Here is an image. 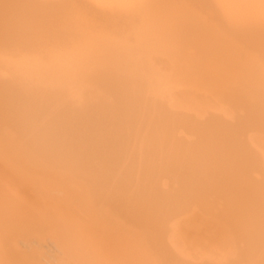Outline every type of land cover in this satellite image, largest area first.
Returning a JSON list of instances; mask_svg holds the SVG:
<instances>
[{
  "label": "bare ground",
  "instance_id": "6f19581e",
  "mask_svg": "<svg viewBox=\"0 0 264 264\" xmlns=\"http://www.w3.org/2000/svg\"><path fill=\"white\" fill-rule=\"evenodd\" d=\"M0 264H264V0H0Z\"/></svg>",
  "mask_w": 264,
  "mask_h": 264
}]
</instances>
